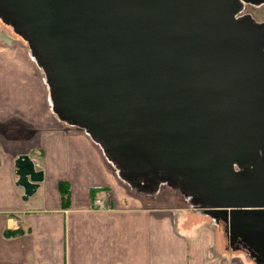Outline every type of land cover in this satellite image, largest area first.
<instances>
[{
	"label": "water",
	"instance_id": "water-1",
	"mask_svg": "<svg viewBox=\"0 0 264 264\" xmlns=\"http://www.w3.org/2000/svg\"><path fill=\"white\" fill-rule=\"evenodd\" d=\"M243 3L264 7L0 0V18L44 72L57 117L83 128L123 180L177 189L224 222L231 247L264 257V20L237 15ZM14 167L26 199L43 170L27 153Z\"/></svg>",
	"mask_w": 264,
	"mask_h": 264
},
{
	"label": "crops",
	"instance_id": "crops-1",
	"mask_svg": "<svg viewBox=\"0 0 264 264\" xmlns=\"http://www.w3.org/2000/svg\"><path fill=\"white\" fill-rule=\"evenodd\" d=\"M30 55L20 37L0 31V264H246L224 252L221 229L177 201H185L179 191L132 187L84 129L61 121ZM22 153L43 170L26 199L15 183ZM101 196L108 206L94 208Z\"/></svg>",
	"mask_w": 264,
	"mask_h": 264
},
{
	"label": "rangeland",
	"instance_id": "rangeland-1",
	"mask_svg": "<svg viewBox=\"0 0 264 264\" xmlns=\"http://www.w3.org/2000/svg\"><path fill=\"white\" fill-rule=\"evenodd\" d=\"M242 12L250 14L256 21H262L260 19L264 17V9H263V6L262 5H255V4L245 3L244 6H243ZM0 31H5V32H9L10 31L11 33H14L18 37H20L18 34L15 33V31L12 29V27L10 25H8V24H5L1 20V18H0ZM20 39H22V38L20 37ZM23 41L25 42V40H23ZM25 44L27 45L26 42H25ZM30 56L33 58V60L36 63L35 58L32 55H30ZM39 68H40V66H39ZM42 75H44V73ZM167 188L168 189H171L169 187H167ZM180 194L182 195L181 192H180ZM107 197L108 196H106V198ZM176 198H177V201L179 203L183 204V202H184V204L188 205L189 208H192L193 207V208L199 210L200 213L198 215H200L201 221L205 222V219H207L212 225H214L215 228L221 229V231L223 232V235L225 234V231H224V223L221 220H219L218 222H216L215 219L209 213H207L206 211L200 209L198 206H196L194 203H192L191 202V200H192L191 197H190L191 199L190 198L189 199L188 198H185V201L180 200L181 199L180 196H177ZM185 207H187V206H185ZM219 239H220V237H219ZM231 246L232 245H230L228 236L225 237V235H224V239H223V249H224V252H227V254H229L230 256H232L234 258V260L235 259H238L237 257H239L246 264H263V263L255 260L252 257V255L250 253H248L247 251H245L243 248H240L239 246H235V247H231Z\"/></svg>",
	"mask_w": 264,
	"mask_h": 264
},
{
	"label": "trees",
	"instance_id": "trees-1",
	"mask_svg": "<svg viewBox=\"0 0 264 264\" xmlns=\"http://www.w3.org/2000/svg\"><path fill=\"white\" fill-rule=\"evenodd\" d=\"M59 191H60V198L62 200V204L63 206L66 205V202L68 200V186L65 182H60L59 183ZM180 200H183L182 197L180 196ZM21 233V229H16V230H7L5 229L3 231V234L5 236H10V235H17V234H20Z\"/></svg>",
	"mask_w": 264,
	"mask_h": 264
},
{
	"label": "flooded vegetation",
	"instance_id": "flooded-vegetation-1",
	"mask_svg": "<svg viewBox=\"0 0 264 264\" xmlns=\"http://www.w3.org/2000/svg\"><path fill=\"white\" fill-rule=\"evenodd\" d=\"M262 6H263V5H262ZM263 19H264V17L261 18L260 20H263ZM241 245L244 247L243 249H244L245 251H247L248 253H250L254 259H256L257 261H259V262H261V263H264V262H263L264 257L262 256V254H261L260 252H258V251H254L253 254H252V253L250 252V250H247L248 248H247V246H246L244 243H241ZM246 248H247V249H246Z\"/></svg>",
	"mask_w": 264,
	"mask_h": 264
},
{
	"label": "built area",
	"instance_id": "built-area-1",
	"mask_svg": "<svg viewBox=\"0 0 264 264\" xmlns=\"http://www.w3.org/2000/svg\"><path fill=\"white\" fill-rule=\"evenodd\" d=\"M92 206L98 207V208H103L105 207V202L104 199H94Z\"/></svg>",
	"mask_w": 264,
	"mask_h": 264
}]
</instances>
